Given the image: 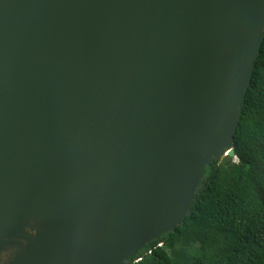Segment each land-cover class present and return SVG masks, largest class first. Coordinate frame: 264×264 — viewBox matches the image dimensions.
Masks as SVG:
<instances>
[{
  "label": "water",
  "instance_id": "95a60500",
  "mask_svg": "<svg viewBox=\"0 0 264 264\" xmlns=\"http://www.w3.org/2000/svg\"><path fill=\"white\" fill-rule=\"evenodd\" d=\"M263 20L264 0H0V264H128L176 226L235 158Z\"/></svg>",
  "mask_w": 264,
  "mask_h": 264
},
{
  "label": "trees",
  "instance_id": "16d2710c",
  "mask_svg": "<svg viewBox=\"0 0 264 264\" xmlns=\"http://www.w3.org/2000/svg\"><path fill=\"white\" fill-rule=\"evenodd\" d=\"M232 149L235 160L223 157L204 165L181 221L125 262L264 264V20Z\"/></svg>",
  "mask_w": 264,
  "mask_h": 264
},
{
  "label": "bare ground",
  "instance_id": "6f19581e",
  "mask_svg": "<svg viewBox=\"0 0 264 264\" xmlns=\"http://www.w3.org/2000/svg\"><path fill=\"white\" fill-rule=\"evenodd\" d=\"M227 149H230L229 147H227L225 150H223L221 153H219L218 155H217V158H219V157H221L222 158V156H224L225 155V151H227Z\"/></svg>",
  "mask_w": 264,
  "mask_h": 264
},
{
  "label": "rangeland",
  "instance_id": "374dc122",
  "mask_svg": "<svg viewBox=\"0 0 264 264\" xmlns=\"http://www.w3.org/2000/svg\"><path fill=\"white\" fill-rule=\"evenodd\" d=\"M228 158H229L230 160H235V158L232 157V156H228ZM135 259H137V257H135Z\"/></svg>",
  "mask_w": 264,
  "mask_h": 264
}]
</instances>
